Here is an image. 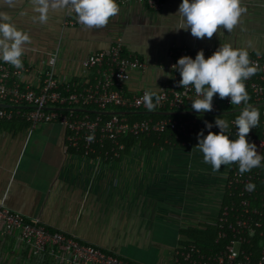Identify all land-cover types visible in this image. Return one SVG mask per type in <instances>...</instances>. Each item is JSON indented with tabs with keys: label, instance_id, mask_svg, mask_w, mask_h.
<instances>
[{
	"label": "crops",
	"instance_id": "obj_1",
	"mask_svg": "<svg viewBox=\"0 0 264 264\" xmlns=\"http://www.w3.org/2000/svg\"><path fill=\"white\" fill-rule=\"evenodd\" d=\"M159 11L132 1L101 28L65 24L67 10L49 9L41 23L32 0H0V12L27 32L22 63L32 72L22 76L37 84L38 70L56 57L61 82L95 83L97 74L83 61L122 39L126 53L147 62L133 72L128 92L158 93L171 72L170 49H204L228 43L264 52V0H241L245 9L231 32L221 26L211 38L180 29L182 0H164ZM2 62V61H0ZM167 75H160V69ZM67 130L58 122L39 123L30 131L24 120L0 122V203L109 252L141 264H171L181 231L212 224L225 202V183L232 163L213 171L196 147L134 146L121 158L85 157L67 150ZM155 253V254H154ZM160 253V257L156 254Z\"/></svg>",
	"mask_w": 264,
	"mask_h": 264
},
{
	"label": "built area",
	"instance_id": "obj_2",
	"mask_svg": "<svg viewBox=\"0 0 264 264\" xmlns=\"http://www.w3.org/2000/svg\"><path fill=\"white\" fill-rule=\"evenodd\" d=\"M132 1L143 2L152 10L159 11L164 0H116L118 7ZM65 24L81 25L74 12H68ZM218 47L197 49L195 47H173L170 49L171 61L168 69L170 78L164 82L158 93L153 94L154 107L145 106L143 97L148 89L128 92L126 83L133 72L147 71L148 64L135 54L126 53L122 39H118L108 49L91 53L83 61L87 70L97 74L95 83L61 82L55 72L56 57L49 59L46 69L38 70L37 84L25 83L22 76L32 72L29 64L23 68L0 62V122L26 119L30 131L39 123L58 122L67 130V150L81 152L85 157L119 159L125 151L122 138L136 137L151 132L162 133L167 130L179 135L198 136L203 131L208 134L207 122L197 117L144 119L130 121L126 112L177 111L188 108L195 115H225L229 118L230 139H235L237 131L234 120L244 107L231 105L230 97L213 98V110L197 113L191 103L197 99L192 86L182 88L181 79L172 66L183 56L193 59L200 50L205 57L211 56ZM250 66H255V75L244 81L250 97L249 104L259 109V126L248 134L250 143L257 147L258 154L264 155V52H251ZM158 97V100H157ZM5 105V106H4ZM7 105V106H6ZM94 105L101 110L116 107L125 112H110L106 120L100 116L92 118L85 106ZM210 131L219 133L213 127ZM109 140L111 147L105 149ZM134 148V147H133ZM253 184V190L246 185ZM258 184L264 185V156L261 165L250 172L241 174L239 163L233 162L225 183V199L217 219L212 223L218 228V239L229 237L228 243L218 252L206 253L193 243L179 244L173 249L171 264H264V187L259 193ZM260 236V252L247 249L256 236ZM0 264H141L123 255L109 252L99 246L82 241L79 237L52 230L38 220H32L0 203Z\"/></svg>",
	"mask_w": 264,
	"mask_h": 264
},
{
	"label": "clouds",
	"instance_id": "obj_3",
	"mask_svg": "<svg viewBox=\"0 0 264 264\" xmlns=\"http://www.w3.org/2000/svg\"><path fill=\"white\" fill-rule=\"evenodd\" d=\"M32 4L40 14L41 23L46 21L50 8L67 10L74 12L79 23L88 29L104 27L119 12L116 0H32ZM244 11L241 0H182L178 9L182 17L180 29L190 30L197 38H211L221 26L231 32ZM30 42L29 34L18 29L9 14L0 12V61L23 68L21 57ZM172 68L180 74L179 86L194 88L198 98L192 101L191 108L197 113L212 111L217 94L220 99L230 97L231 105L244 104L233 122L237 129L235 139H230L229 122L218 117L214 124L206 123L207 135L203 131L198 134L196 147L203 153L204 162L210 163L213 171H219L221 165L238 162L241 174L259 167L264 155L258 154L256 145L248 140V134L259 126L260 120L259 109L248 103L250 97L244 83L257 71L255 66H250L248 51L224 43L207 58L200 50L194 59L179 58ZM160 75H167L163 68ZM143 100L147 108L154 107L152 93L146 92ZM214 126L220 129L219 133L210 131ZM246 189L253 190L254 185L248 184Z\"/></svg>",
	"mask_w": 264,
	"mask_h": 264
},
{
	"label": "trees",
	"instance_id": "obj_4",
	"mask_svg": "<svg viewBox=\"0 0 264 264\" xmlns=\"http://www.w3.org/2000/svg\"><path fill=\"white\" fill-rule=\"evenodd\" d=\"M82 109H84L85 112H88L92 118H96L97 116H100L105 120L109 118L108 113L110 112H125V110L116 107H109L106 110H101L94 105L85 106ZM162 112L163 113L128 111L125 113V116L128 117V119L132 122L136 120H144V119L159 120L163 118H188V117H197L199 120L207 121V122H214L217 117L227 121L229 120V118L224 114L217 116H210L205 114L195 115L191 113L188 108L177 111H171V112L164 110ZM16 120H24L30 126L29 122L24 118H18ZM193 136L195 135L191 134L189 136H183L171 130H167L162 133L151 132L149 135H141L138 137L134 135H128L122 138V142L125 144L124 152L129 151L136 145H140L141 147L145 145L150 147L152 146L170 147L175 145L183 147V145H185L187 147ZM111 146L112 145L110 141L107 140L105 142V149L109 150ZM70 152L77 155L81 154V152H77L75 150H71ZM257 187H259L257 188V190L260 193L264 185L258 184ZM228 201L229 199L226 198L225 203ZM181 233L184 237V239L181 241V244L193 243L199 248H201L203 251H205L206 253L218 252L219 250L225 247V245L228 243L229 240V237L225 239H218V228L214 224H202L198 227H190L188 229L182 230ZM260 245H261V238L260 236L257 235L252 240L251 244L246 245V248L253 250L256 258L260 252Z\"/></svg>",
	"mask_w": 264,
	"mask_h": 264
},
{
	"label": "rangeland",
	"instance_id": "obj_5",
	"mask_svg": "<svg viewBox=\"0 0 264 264\" xmlns=\"http://www.w3.org/2000/svg\"><path fill=\"white\" fill-rule=\"evenodd\" d=\"M154 254H155V253H154ZM156 256H157V257H160V253H159V254L157 253Z\"/></svg>",
	"mask_w": 264,
	"mask_h": 264
},
{
	"label": "water",
	"instance_id": "obj_6",
	"mask_svg": "<svg viewBox=\"0 0 264 264\" xmlns=\"http://www.w3.org/2000/svg\"><path fill=\"white\" fill-rule=\"evenodd\" d=\"M4 106H5V105H4ZM6 106H7V105H6ZM79 110H81V111H82V110H84V109H79Z\"/></svg>",
	"mask_w": 264,
	"mask_h": 264
}]
</instances>
